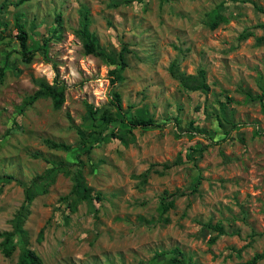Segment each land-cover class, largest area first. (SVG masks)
<instances>
[{"label":"rangeland","instance_id":"obj_1","mask_svg":"<svg viewBox=\"0 0 264 264\" xmlns=\"http://www.w3.org/2000/svg\"><path fill=\"white\" fill-rule=\"evenodd\" d=\"M81 5L101 46L116 52L127 46L122 82L112 85L110 66L83 53L74 34ZM219 6L229 20L211 29L208 13ZM263 10L264 0H26L2 10L0 172L28 182L52 165L81 160L87 184L100 193L71 210L62 197L73 182L59 171L35 196L24 228L43 264H170L174 248L185 264H252L256 254L263 257L253 264H264V106L256 99L264 90V41H257ZM57 15L59 38L44 47ZM16 16L45 56L37 50L24 64L12 52L5 65L4 54L17 47ZM244 29L253 34L238 38ZM173 61L186 75L204 70L207 89L184 87L170 72ZM37 80L64 89L60 108L50 98L32 99ZM113 89L123 109L145 105L156 125L133 128L126 145L89 140L84 152L74 126L86 104L107 105ZM226 97L235 123H224L228 133L219 123ZM46 138L72 150L49 148ZM190 147L201 149L193 159ZM162 196L173 199L166 212ZM23 198L16 180L0 179V232L12 230ZM208 221L225 231L213 243ZM19 251L9 257L0 251V264H16Z\"/></svg>","mask_w":264,"mask_h":264},{"label":"trees","instance_id":"obj_2","mask_svg":"<svg viewBox=\"0 0 264 264\" xmlns=\"http://www.w3.org/2000/svg\"><path fill=\"white\" fill-rule=\"evenodd\" d=\"M26 0H16L14 2L10 0H4L0 5V15L2 10H5L7 5L12 4L14 6H19L24 3ZM124 3L132 2V0H119ZM140 1V0H139ZM221 6L212 9L208 13L207 24L211 29H215L220 22H227L229 20L228 16H225L221 13ZM79 18L77 27L74 29V34L82 43L83 53L88 55L92 54L99 57L106 65L110 66L108 74L110 76V82L112 85L117 82H122L123 80V71L127 67V57L126 53L129 51L127 46L123 44L121 49L116 52L114 50H107L101 46L97 40L95 34L91 31V17L89 11L85 5H81L78 9ZM264 13V10H263ZM57 25L52 29L50 34H47L42 37L43 46L47 45L49 41L53 38H59L60 35V26L61 20L60 15L56 16ZM5 24V23H4ZM14 26L17 29L16 39L17 47L10 49L4 54L5 65L9 64L10 55L12 52L18 54V60L24 64H29L37 50H42L43 55L45 54V48L40 46H31L29 41L31 34L25 28L24 22L21 21L20 16H16L13 22ZM6 25V24H5ZM3 23L0 18V28H2ZM264 26V25H262ZM253 33L251 30L244 29L239 35L238 38L243 39L251 36ZM259 43L264 41V36L257 37ZM45 56V55H44ZM48 59V58H47ZM46 59V60H47ZM170 72L173 77L179 80V82L186 88L189 89H200L206 90L207 85L205 84L204 79V70H199L197 74H184L178 71L177 63L173 61L169 66ZM4 74V68L0 69V77ZM38 88L33 93L32 99L37 98H50L52 105L55 109H58L62 106L65 100L64 89L60 88L58 84H49L42 80H37ZM227 101H219V110L221 111L220 117L223 120V123L219 121L221 127H224V132L228 133L229 130L225 128L224 123L230 124V126H235V123L231 121L229 115H227L228 109V97ZM250 99L256 100L259 99L260 103L264 106V90L261 95L256 99L252 96ZM131 114L128 115L130 109ZM127 109H123L121 104V95L120 93L113 89L111 90V97L109 103L102 107L95 108L91 104H86V113L82 118L81 125L74 126L76 132L79 135L80 143L82 148H85L84 152H89L92 145H88L89 140L96 141L94 144L110 140L113 138H118L123 144H127L130 140H133L132 129L135 127H147L151 125H156V120L153 115L148 112V109L145 105L141 107L134 108V105H129ZM115 111L118 114H115ZM177 121V118L175 119ZM193 122L189 123L190 128L192 127ZM92 138V139H91ZM44 143L53 149H60L64 151H71L72 146L63 143L57 142L52 139H44ZM200 148L190 147V151L187 153L189 159L194 158V153L200 152ZM170 165L165 164L164 168H168ZM62 171L69 174L72 179V187L69 193L62 198L70 206L71 210H74L76 206L83 201H92L93 198H100V193L95 192L94 188L87 184L86 179L83 174V167L81 160L76 163L69 165H64L62 163L52 165L49 167L44 174L37 175L30 181H23L15 179L11 174H5L0 172V179L4 181L16 180L23 187L24 198L19 208L15 211L12 218V230H6L0 232V251L4 256H11L12 252L17 246H19V254L16 264H43L40 256L28 245V238L26 230L24 228L25 221L27 216L30 214V205L34 200L35 196L41 193L46 192V187L49 184V180H52L54 176ZM145 173L142 176H146ZM199 178L196 181L193 190L199 184ZM161 209L163 212H166L169 207L173 206V199H168L165 196L161 197L160 200ZM203 226L211 231H215L216 235L212 236L209 239L210 243L215 242L218 236L224 234V228L220 223L212 224L211 222L203 223ZM42 233V229L39 231V234ZM174 254L168 259L170 264H185L184 258L182 257V252L178 248L172 250ZM165 254V252L159 253ZM181 256V257H180ZM263 257L260 254L254 255L250 259V263H255L257 259Z\"/></svg>","mask_w":264,"mask_h":264}]
</instances>
